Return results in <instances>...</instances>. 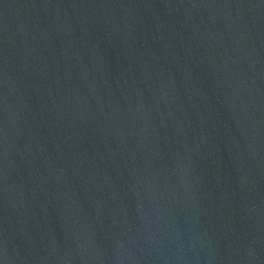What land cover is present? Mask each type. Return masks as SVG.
Listing matches in <instances>:
<instances>
[{"label":"water","instance_id":"water-1","mask_svg":"<svg viewBox=\"0 0 264 264\" xmlns=\"http://www.w3.org/2000/svg\"><path fill=\"white\" fill-rule=\"evenodd\" d=\"M0 264H264V0H0Z\"/></svg>","mask_w":264,"mask_h":264}]
</instances>
